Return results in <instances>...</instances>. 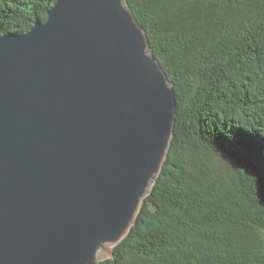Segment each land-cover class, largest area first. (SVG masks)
Masks as SVG:
<instances>
[{
    "label": "water",
    "instance_id": "obj_1",
    "mask_svg": "<svg viewBox=\"0 0 264 264\" xmlns=\"http://www.w3.org/2000/svg\"><path fill=\"white\" fill-rule=\"evenodd\" d=\"M173 83L126 0L0 36V264H99L169 151Z\"/></svg>",
    "mask_w": 264,
    "mask_h": 264
},
{
    "label": "trees",
    "instance_id": "obj_2",
    "mask_svg": "<svg viewBox=\"0 0 264 264\" xmlns=\"http://www.w3.org/2000/svg\"><path fill=\"white\" fill-rule=\"evenodd\" d=\"M55 2L0 0V36L29 31ZM126 3L176 114L151 192L99 264H264V0Z\"/></svg>",
    "mask_w": 264,
    "mask_h": 264
},
{
    "label": "rangeland",
    "instance_id": "obj_3",
    "mask_svg": "<svg viewBox=\"0 0 264 264\" xmlns=\"http://www.w3.org/2000/svg\"><path fill=\"white\" fill-rule=\"evenodd\" d=\"M214 161H215L216 164H221V161L218 160V159H214ZM111 248H113V246H111ZM106 258H107V257H106ZM103 259H105V258H103ZM103 259H102V260H103Z\"/></svg>",
    "mask_w": 264,
    "mask_h": 264
}]
</instances>
